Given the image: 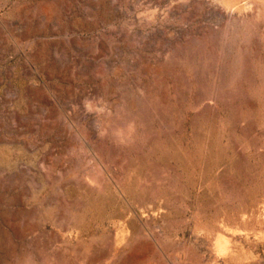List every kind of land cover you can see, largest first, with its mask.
<instances>
[{
    "label": "rangeland",
    "instance_id": "374dc122",
    "mask_svg": "<svg viewBox=\"0 0 264 264\" xmlns=\"http://www.w3.org/2000/svg\"><path fill=\"white\" fill-rule=\"evenodd\" d=\"M0 264H264V0H0Z\"/></svg>",
    "mask_w": 264,
    "mask_h": 264
}]
</instances>
